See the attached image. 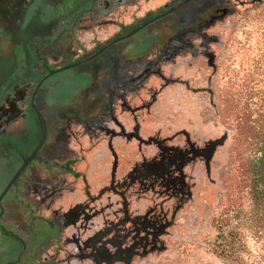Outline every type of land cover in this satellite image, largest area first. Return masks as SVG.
Here are the masks:
<instances>
[{
  "label": "rangeland",
  "instance_id": "obj_1",
  "mask_svg": "<svg viewBox=\"0 0 264 264\" xmlns=\"http://www.w3.org/2000/svg\"><path fill=\"white\" fill-rule=\"evenodd\" d=\"M174 1L178 0H0V98L5 89L28 79V75L34 77L31 79L34 84L45 71L69 65L72 68L55 72L43 82L50 113L56 109L73 110L79 104H98L97 99H104L107 91L101 73L108 71L104 69V60L99 62L100 66L91 61L94 46L107 45L115 38L119 25L131 20H138L140 25L143 14L171 7ZM205 1L216 2V8L228 9L227 14L207 25L204 22L202 30L195 33L179 32V28L175 31L174 27L181 24L180 17L170 16L169 22L162 18L128 40L133 48L141 50L150 41L149 34L144 35L146 31L166 41L178 32L183 34L180 48L174 50L170 59H162L164 63L159 66L160 72L171 79L163 92L164 103L183 108L206 132L226 137L211 163L212 184L204 182L203 196L173 229L167 251L157 264H220L210 251L217 232L215 221L229 208L238 166L249 149L238 146L239 127L245 123L260 125L264 118V0ZM208 14L196 19L206 20ZM191 18L186 17L182 23ZM88 73L94 78L90 80ZM153 79L159 86L160 79ZM108 84L109 88L115 86L111 79ZM40 113L45 143L56 142L51 134L56 116L48 119L46 112ZM36 127H32L28 136L29 146L39 138ZM3 137H0V264H56V235L46 230L55 223L51 212L40 208L31 209L29 214L24 212L21 205L39 199L30 188L20 195V177L6 192L21 164L17 155L29 149H23L13 138ZM247 137H250L247 143L253 141L251 132ZM52 147L50 153L43 154L42 167L34 166L23 177L28 176L30 183L47 186L49 191L56 186L58 162V149L56 145ZM242 204L245 208V200ZM35 224L40 225L38 233Z\"/></svg>",
  "mask_w": 264,
  "mask_h": 264
},
{
  "label": "flooded vegetation",
  "instance_id": "obj_2",
  "mask_svg": "<svg viewBox=\"0 0 264 264\" xmlns=\"http://www.w3.org/2000/svg\"><path fill=\"white\" fill-rule=\"evenodd\" d=\"M174 3L154 14L146 12L140 25L138 20L119 25L107 45L94 46L91 61L99 65L104 60L108 71L100 72L107 91L98 104L50 113L43 82L55 72L72 68L69 65L45 73L41 67L44 74L34 84V77L28 75L5 89L0 98V137L13 138L29 149L17 155L21 164L6 192L20 177V195L30 188L39 199L21 205L24 212L39 208L51 212L55 223L45 228L56 235V264H157L173 229L203 196L204 182H213L211 163L226 137L206 132L183 108L164 103L163 92L171 79L159 66L180 48L184 36L179 32L200 31L204 22L218 20L228 9L205 0ZM187 10L192 13L186 15ZM206 12V20L196 19ZM170 16L181 19L174 27L180 31L172 40H160L146 31L144 35L150 36L146 47L136 50L128 43L146 26L162 18L169 22ZM188 16L192 18L182 23ZM88 74L90 80L94 78ZM153 77L160 79L159 86ZM109 79L115 86L109 88ZM40 111L48 119L56 116L51 127L56 142L45 143ZM34 126L39 138L29 146ZM53 145L58 149L56 186L49 191L23 177L34 166L42 167V156ZM35 226L38 233L40 225Z\"/></svg>",
  "mask_w": 264,
  "mask_h": 264
},
{
  "label": "trees",
  "instance_id": "obj_3",
  "mask_svg": "<svg viewBox=\"0 0 264 264\" xmlns=\"http://www.w3.org/2000/svg\"><path fill=\"white\" fill-rule=\"evenodd\" d=\"M249 132L253 141L247 143ZM237 142L248 154L238 166L229 208L215 221L210 251L220 264H264V118L260 125H241Z\"/></svg>",
  "mask_w": 264,
  "mask_h": 264
},
{
  "label": "water",
  "instance_id": "obj_4",
  "mask_svg": "<svg viewBox=\"0 0 264 264\" xmlns=\"http://www.w3.org/2000/svg\"><path fill=\"white\" fill-rule=\"evenodd\" d=\"M257 1H260V0H257Z\"/></svg>",
  "mask_w": 264,
  "mask_h": 264
}]
</instances>
